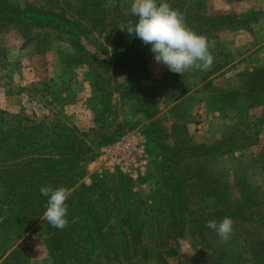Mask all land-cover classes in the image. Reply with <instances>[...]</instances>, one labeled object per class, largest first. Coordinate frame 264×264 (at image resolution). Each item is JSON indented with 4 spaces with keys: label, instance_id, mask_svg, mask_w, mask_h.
Wrapping results in <instances>:
<instances>
[{
    "label": "trees",
    "instance_id": "trees-1",
    "mask_svg": "<svg viewBox=\"0 0 264 264\" xmlns=\"http://www.w3.org/2000/svg\"><path fill=\"white\" fill-rule=\"evenodd\" d=\"M166 2L184 13L178 4L180 2ZM197 5H201V2ZM68 6V13L59 14L33 6L20 9L0 0V25L12 23L26 35L35 26L55 29L67 36L73 53L64 55L65 64L86 65L94 75L100 107L96 123L102 122V115L108 109L113 94L108 90L109 85L104 82L102 74L97 72V67L103 69V73L111 66L121 70L125 83L118 86L121 89L118 93L124 99L134 101L132 107L135 114L141 113L151 120L144 130L149 143L156 149L150 163L160 177L166 196L162 202V194H154L160 200H154L159 205L157 210L145 208L146 202L139 201L137 193L132 192L134 182L120 173L108 180L96 182L94 179L86 187L81 182L85 167L96 156V149L89 141L91 133L81 132L75 127L66 128L59 122L53 126L51 123H36L23 114L0 112V258L5 257L1 264H30L28 247H16L7 256L6 251L37 222L40 223L36 227V235L42 238L48 254L46 264H169L170 259H176L177 264H195L192 258L182 259L178 253V242L187 236L190 229L203 239L210 236L216 240L218 235L206 226L209 220L219 222L227 216L234 221V225L241 221L258 224L262 220L260 213H245L244 210L248 208L245 202L236 208L224 207L219 210L222 202L219 201L214 204L213 212L192 217L193 212L188 206V182L203 175L204 169L200 168L199 174L192 173L190 167L185 169L186 157L206 160L220 153L233 154L242 149L241 144H237L233 135H226L210 145H193L190 149L171 147L166 141V131L157 120H152L155 112L143 104L140 94V80L146 69L141 40L130 36L126 30L122 31L119 52L110 58L105 48L90 39L95 33L98 37L112 34L118 31L122 23L130 19L135 22L138 18L131 12H122L118 5L113 9H104L97 0H73ZM185 17L189 18L188 15ZM214 19L203 20L213 25L222 24L223 27L239 23V18L235 17ZM225 67L227 64L218 65L214 71L219 72ZM237 79L236 87L217 91L220 97H217L218 110H236L237 126L245 124L249 113L258 108L260 117L264 118V65L246 66ZM258 123L259 120L246 124L244 129L256 127ZM126 131L129 128L120 129L101 144L113 142ZM42 185L53 188L64 186L71 193L66 201L69 223L63 230L53 228L45 218L40 221L44 217L48 199L39 191ZM206 197H210V194ZM149 198L153 199L154 196ZM201 201L204 199L201 198ZM150 212L156 213L155 221L158 224L153 227L156 231L152 234L153 245H149L145 239L150 225L142 218ZM224 256L225 259L221 256L215 264H229L224 261L230 255L225 252ZM248 262L264 264V240L250 244Z\"/></svg>",
    "mask_w": 264,
    "mask_h": 264
},
{
    "label": "rangeland",
    "instance_id": "rangeland-1",
    "mask_svg": "<svg viewBox=\"0 0 264 264\" xmlns=\"http://www.w3.org/2000/svg\"><path fill=\"white\" fill-rule=\"evenodd\" d=\"M5 1L20 9L33 6L39 10L68 13V4L73 0ZM97 1L104 9H113L118 5L124 13L130 12L133 2ZM176 1L180 2L178 4L184 14L189 16L186 18L187 24L198 34L215 40L216 46L212 50L215 60L209 70L190 69L182 76L157 64L150 52L151 45L143 44L142 57L146 62V69L139 87L143 104L155 112L152 120H157L166 131V141L171 147L190 149L193 145H210L226 135H233L237 144L242 146V149L233 154L220 153L206 160L186 157L185 169L190 167L191 172L197 174L200 168L204 169L203 175L188 182V206L193 212L192 217L213 212L214 204L222 201L219 210L224 207L236 208L245 202L248 208L244 212H259L262 219L258 224L238 222L226 242L219 237L212 240L210 236H205L203 239L190 229L187 236L178 242V253L182 259L192 258L195 264H215L221 256L225 259V252L230 256L224 262L252 264L248 262L250 244L256 240H264V118L260 117L261 111L258 108L249 113L245 124L235 125L238 112L219 111L220 97L217 91L236 87L238 74L246 66L250 68L252 64L264 65V0ZM200 2L201 5H197ZM216 17L239 18V23L223 27L222 24L213 25L203 20L211 21ZM122 35L123 32L118 28L112 34H102L99 37L95 33L90 39L105 48L110 58H113L119 52V37ZM88 48L91 49L90 46ZM70 53L73 52L67 36L55 29L33 26L29 35H26L12 23L0 25V112L7 115L23 114L36 123H51L53 126L59 122L66 128L75 127L81 132L91 133L89 141H92L91 145L96 149V156L85 167V176L81 182L86 187L94 179L98 182L118 176V172H98L100 169L97 167H90L100 149L109 144H101V141L113 137L122 128L138 131L147 140L149 166L144 177L133 181L132 192L137 193L139 201L146 202L145 208L157 210L159 205L155 201L159 199L154 194H162L163 202L162 198H165L166 193L161 187L160 177L150 163L156 149L149 143L144 130L151 120L144 118L141 113L135 114L132 107L134 101L124 99L118 93L121 90L118 86L123 85L125 78L121 70L111 66L104 73L103 69L97 67V72L102 74L104 82L109 85L108 90L113 94L108 109L102 115V122L96 123L100 107L94 75L86 65L72 63L67 66L64 55ZM225 64L227 67L221 71H214L218 65ZM256 120L260 121L256 127L244 129V125L256 123ZM238 132L243 134H237ZM245 136H248L247 139H244ZM227 190L231 192L227 193ZM207 194L210 197H206ZM151 195L154 196L153 199L149 198ZM148 214L142 216L143 222L151 226H148L150 230L145 239L149 245H153L152 234L156 232L153 227L158 224L155 221L156 213ZM252 218L255 219L254 216ZM26 244L32 250V264L47 263L45 248L35 237L28 238ZM168 262L177 264L176 259Z\"/></svg>",
    "mask_w": 264,
    "mask_h": 264
},
{
    "label": "clouds",
    "instance_id": "clouds-1",
    "mask_svg": "<svg viewBox=\"0 0 264 264\" xmlns=\"http://www.w3.org/2000/svg\"><path fill=\"white\" fill-rule=\"evenodd\" d=\"M130 12L138 19L122 23L119 29L138 37L144 45H151L150 52L157 64L182 76L190 69L209 70L213 66L215 40L194 31L187 24L185 14L166 0H133ZM39 191L48 197L44 218L53 228L65 229L69 223L66 218L69 189L42 185ZM206 226L226 242L233 233L234 221L226 216L219 222L209 220Z\"/></svg>",
    "mask_w": 264,
    "mask_h": 264
},
{
    "label": "built area",
    "instance_id": "built-area-1",
    "mask_svg": "<svg viewBox=\"0 0 264 264\" xmlns=\"http://www.w3.org/2000/svg\"><path fill=\"white\" fill-rule=\"evenodd\" d=\"M149 166L146 138L136 130L126 131L113 142L100 149L98 157L90 165L98 172H118L132 181L144 177Z\"/></svg>",
    "mask_w": 264,
    "mask_h": 264
},
{
    "label": "crops",
    "instance_id": "crops-1",
    "mask_svg": "<svg viewBox=\"0 0 264 264\" xmlns=\"http://www.w3.org/2000/svg\"><path fill=\"white\" fill-rule=\"evenodd\" d=\"M42 220H44V217H42L40 219V221H42ZM39 223L40 222H37L36 224H34L17 242L12 243L13 246L8 251H6V256L16 247H20V248L21 247H23V248L28 247V249L30 251V264H32L33 263L32 250L26 244V240H28V238H33V237H35V239L38 240V242L41 243V245L45 248L44 249L45 250V254L48 255L47 254V250H46V246L44 245L42 238H40L39 236L36 235V230H37L36 227L38 226ZM4 259H5V257L4 258H0V264L3 262Z\"/></svg>",
    "mask_w": 264,
    "mask_h": 264
}]
</instances>
